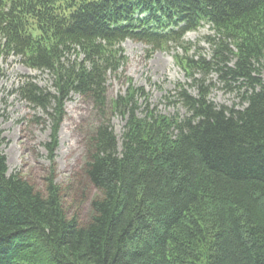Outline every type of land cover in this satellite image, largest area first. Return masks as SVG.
Here are the masks:
<instances>
[{
  "label": "trees",
  "instance_id": "16d2710c",
  "mask_svg": "<svg viewBox=\"0 0 264 264\" xmlns=\"http://www.w3.org/2000/svg\"><path fill=\"white\" fill-rule=\"evenodd\" d=\"M205 25L208 59L183 38ZM127 38L178 47L197 93L177 84L185 113L166 115L129 82L112 101L118 138L107 82ZM0 54L51 75L53 92L33 78L15 90L50 116L49 151L71 94L101 117L84 168L100 196L83 223L67 216L52 177L42 194L8 174L0 129V264H264V0H0ZM211 71L241 107L210 100Z\"/></svg>",
  "mask_w": 264,
  "mask_h": 264
},
{
  "label": "rangeland",
  "instance_id": "374dc122",
  "mask_svg": "<svg viewBox=\"0 0 264 264\" xmlns=\"http://www.w3.org/2000/svg\"><path fill=\"white\" fill-rule=\"evenodd\" d=\"M212 35L205 25L189 31L184 40L195 43L197 53L209 58L211 46L205 39ZM126 62L119 74L110 75L107 82L106 119L120 138L124 119L112 108V101L124 94L129 82L143 87L148 96V107L166 115L185 113V108L175 99L177 84L187 85L192 93L195 86L188 85L182 67L174 55L183 54L177 47L151 50L144 42L127 38L121 44ZM194 47L190 53H194ZM54 91L48 71L34 70L19 57L0 54V129L5 137L3 151L7 156L8 174H18L31 183L35 190L45 194L47 179L52 177L61 189L62 202L68 217L76 216L86 222L93 214L91 203L100 191L87 179L84 168L88 156V137L101 120L92 101L86 96L71 94L63 107V118L57 132V145L53 152L46 143L51 141L52 121L40 107L32 106L15 92L25 79ZM209 98L217 105L242 106L236 91L226 87L218 75L211 71ZM139 116L145 113L144 99L139 98Z\"/></svg>",
  "mask_w": 264,
  "mask_h": 264
}]
</instances>
